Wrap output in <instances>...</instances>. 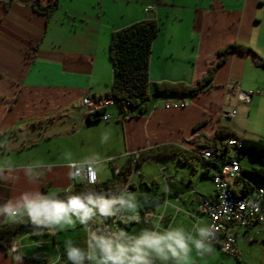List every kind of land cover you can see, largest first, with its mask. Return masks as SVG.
I'll use <instances>...</instances> for the list:
<instances>
[{
  "label": "crops",
  "instance_id": "1",
  "mask_svg": "<svg viewBox=\"0 0 264 264\" xmlns=\"http://www.w3.org/2000/svg\"><path fill=\"white\" fill-rule=\"evenodd\" d=\"M33 2L0 0V206L9 201L15 205L24 192L35 196L37 191L47 195L72 188V164L87 162L95 169L106 164L111 169L131 157L133 169L118 200L134 195L140 221L119 219L131 214L125 215L127 205H119L115 220L120 221L114 226L103 220V225L135 235L151 228L157 216L162 217V228L191 231L197 222L208 224L203 207L216 193V168L198 148L224 145L230 137L215 135L223 127L239 138L264 140V93L248 101L238 98L239 91L264 89V0H58L49 14L36 12ZM144 18L159 26L151 43L149 90L160 81L195 85L219 59L218 50L231 43L250 52L235 49L217 67L211 84L196 94L151 95L146 111L134 116L122 117L114 104L104 109L111 115L107 120L97 113L89 115L82 98L104 96L112 84L113 30ZM176 100L188 103L165 107ZM165 145L188 152L187 160L178 154L156 155L136 165L141 152ZM227 148L237 152L233 146ZM243 153H250L255 162L242 163ZM239 154L241 171L264 166L261 156ZM98 175L100 183L113 173L108 178ZM242 176L264 188L257 176ZM237 185L241 187V180ZM142 209L150 213L148 219L139 212ZM67 217L76 221L74 227L47 228V233L20 229L8 251L0 247V264H31L35 255L44 257L45 264H66L59 250L69 246L87 253L88 221L81 222L71 211ZM97 217L92 218L95 225ZM6 220L0 216V223ZM98 230L103 228H90ZM229 230L238 246L241 235L256 239L264 234V224L231 225ZM17 247L14 255L11 251ZM193 255L198 262L201 257L195 251ZM88 263L92 264L89 259Z\"/></svg>",
  "mask_w": 264,
  "mask_h": 264
},
{
  "label": "trees",
  "instance_id": "2",
  "mask_svg": "<svg viewBox=\"0 0 264 264\" xmlns=\"http://www.w3.org/2000/svg\"><path fill=\"white\" fill-rule=\"evenodd\" d=\"M33 7L36 12L49 14L54 11L58 6V0H47L45 4H41L40 0H34ZM158 24L156 20L144 18L138 21H134L129 25L117 28L113 30L111 34V41L109 42V55L113 66V79L112 84L107 92L112 96L115 101L114 105L122 117L134 116L136 113H142L147 109V102L151 99V95L159 93H177V94H196L205 87H208L216 72L217 67L223 62L235 49L241 52H250L248 47L242 46L238 43H231L224 48L218 50L219 59L209 68L208 72L204 74L201 79L195 84H186L183 82H156L149 90V58L151 54V43L158 33ZM128 101L127 110H124V103ZM105 109V108H104ZM104 109L97 110V113L101 116L105 114ZM93 113H89L91 115ZM100 117V116H99ZM216 137H235L241 143L240 147H235L237 152L235 156L240 161V152L250 151L254 155L261 156L264 159V140H250V138H239L234 130L230 128H219ZM215 146L217 143H213ZM227 145L224 144L222 149H219L215 153V160L206 159L213 165L216 170L219 165L217 159L222 162L225 160L227 154ZM180 155L184 160H187L188 152H185L176 146L165 145L150 148L147 151H143L135 158L136 165L144 161L148 157L156 155ZM132 159L129 157L122 166L118 168V172L115 171V166L111 167L112 177L106 179L103 182L95 185H88L84 181L76 182L72 188L66 190H60L53 194L58 195L61 199L65 198L67 194H82L83 196L91 195L93 199H106L112 200L114 192L122 189L125 182L128 180V176L133 169ZM249 173L257 176L261 181V185L264 183V166L252 167L246 170H240V176L235 180L236 183L241 180V187L234 189V194L237 196H252V192L256 193V188L261 187L258 184L251 183L247 178L242 176V173ZM146 187H151L148 185ZM253 194V195H254ZM253 197V196H252ZM264 201V200H263ZM116 210L113 205V211ZM74 212V211H71ZM147 213L143 209L139 211ZM75 213V212H74ZM76 214V213H75ZM98 215H100L97 210ZM77 216V215H76ZM101 216V215H100ZM115 216L109 215L104 220H110L115 226L118 220H115ZM79 217V216H77ZM80 218V217H79ZM93 216L89 218L88 227L94 228L96 223L92 220ZM43 220V217L40 218ZM115 220V221H114ZM120 221V220H119ZM118 221V222H119ZM100 227V225H98ZM33 228L35 231L41 233H47V226L45 224L32 221L27 217L17 218L16 220H6L0 223V247L7 250L12 247L15 239V235L22 228ZM250 228V227H249ZM217 244V243H213ZM217 246H219L217 244ZM220 247V246H219ZM221 248V247H220ZM222 249V248H221ZM223 250V249H222ZM225 251V250H223ZM227 253V251H225ZM60 256L66 260V264H76L75 261L69 260L65 250H59ZM88 259L85 258L82 264H87ZM46 259L42 256L35 255L31 264H45ZM90 264V263H88Z\"/></svg>",
  "mask_w": 264,
  "mask_h": 264
},
{
  "label": "clouds",
  "instance_id": "3",
  "mask_svg": "<svg viewBox=\"0 0 264 264\" xmlns=\"http://www.w3.org/2000/svg\"><path fill=\"white\" fill-rule=\"evenodd\" d=\"M231 138V137H230ZM40 162H37L39 165ZM2 167V165H0ZM84 168H92L90 163H84ZM95 170V168H92ZM119 204L125 208V215L118 218L126 223L139 222L137 212L138 201L134 195L119 200L93 199L91 195L67 194L61 199L58 195H41L39 191L35 196L28 192L21 194L15 205L10 201L0 206V216L9 220L27 217L32 221L45 224L49 230H62L66 226L74 227L76 221L67 217L69 211H74L80 217L81 222L87 221L96 214L97 224L103 231L92 232L87 224L88 231L87 253L79 247L69 246L65 249L67 258L82 264L85 258L92 264H190L193 251L200 257L211 254L214 251L213 241L216 239L218 226L197 222L191 231L182 226H169L162 228V217L153 218L152 227L141 229L138 234H131L122 228H110L103 225V220L109 215L114 216L113 205ZM119 209H117L118 211ZM227 211V209H225ZM43 217V220L40 218ZM67 217V219H66ZM64 220V224L61 221ZM60 225L53 229V226ZM193 230L194 233L193 234Z\"/></svg>",
  "mask_w": 264,
  "mask_h": 264
},
{
  "label": "built area",
  "instance_id": "4",
  "mask_svg": "<svg viewBox=\"0 0 264 264\" xmlns=\"http://www.w3.org/2000/svg\"><path fill=\"white\" fill-rule=\"evenodd\" d=\"M146 9H152L153 7L150 5H146ZM264 93V89H248L245 91H239L238 98L242 101H248L250 96L253 94ZM115 99L105 94L104 96L99 97H91L85 96L81 100V106L84 107L85 111L89 113H94L97 110L104 109L106 105L114 104ZM188 103L187 100L183 101H171L165 104V107H183ZM124 110H127L128 101L124 103ZM230 115H234V111L229 113ZM111 115L105 113L102 116V119L107 120ZM227 147H240L241 143L235 137H231L225 143ZM223 145L220 143L211 144L209 146L200 147L199 152L206 159L215 160V153L222 149ZM227 156L225 160L222 162L217 159L218 169L213 175V181L216 186V193L214 196L205 202V207H203L204 212L208 217V225H216L219 228V231L216 232V239L213 243H217L223 250L227 251L234 256H242L241 251L236 246V236L229 230L231 225H236L238 227H251L253 223L260 222L264 224V188L257 187L256 193L254 196H241V203H233L227 201V193L224 190L225 182H232V193H234V189L238 187L235 180L240 176V161L235 156V153L226 152ZM91 164V163H90ZM83 165V164H82ZM78 164H72V185L77 182V178H81V181L86 182H96L98 183L97 171L93 164H91L92 168H84L81 170V166ZM115 171L118 172V168H115ZM121 190V189H120ZM120 190L114 192L112 199L118 200V195ZM235 195V194H234ZM237 196V195H236ZM119 204H115V207H118ZM227 209V211H225ZM116 216L120 212L114 210ZM100 213V212H99ZM101 215V213H100ZM144 219H148L150 213H142ZM115 216V217H116ZM41 246V243H37ZM19 247V243H18ZM11 251L14 255H17V249ZM51 264V263H49Z\"/></svg>",
  "mask_w": 264,
  "mask_h": 264
},
{
  "label": "rangeland",
  "instance_id": "5",
  "mask_svg": "<svg viewBox=\"0 0 264 264\" xmlns=\"http://www.w3.org/2000/svg\"><path fill=\"white\" fill-rule=\"evenodd\" d=\"M250 156V153H243L241 159L242 163L246 164L250 161L255 162L253 159L256 158L252 159V156ZM149 166L150 165L147 164L146 168ZM96 170L97 173H99V177L100 175L103 177L105 175L108 178L112 175V170L106 164H100ZM251 238L252 237L247 235V233L237 238L238 246H236L242 254L241 257L238 256L240 259L238 257L235 258L234 255L230 253L222 251L220 248H216L211 254L199 258L198 262L196 255L191 256L190 264H264V234H258L256 239Z\"/></svg>",
  "mask_w": 264,
  "mask_h": 264
},
{
  "label": "bare ground",
  "instance_id": "6",
  "mask_svg": "<svg viewBox=\"0 0 264 264\" xmlns=\"http://www.w3.org/2000/svg\"><path fill=\"white\" fill-rule=\"evenodd\" d=\"M88 185H95L96 182H86ZM224 190L225 193H227V201L233 202V203H241V196H236L234 193H232V182H225L224 183Z\"/></svg>",
  "mask_w": 264,
  "mask_h": 264
}]
</instances>
